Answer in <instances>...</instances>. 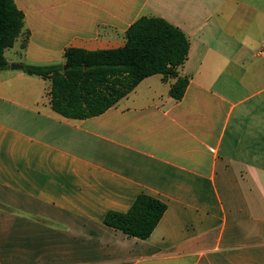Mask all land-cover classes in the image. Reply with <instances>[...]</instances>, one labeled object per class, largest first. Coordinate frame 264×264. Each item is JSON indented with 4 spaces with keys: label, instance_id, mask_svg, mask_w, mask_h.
<instances>
[{
    "label": "crops",
    "instance_id": "obj_1",
    "mask_svg": "<svg viewBox=\"0 0 264 264\" xmlns=\"http://www.w3.org/2000/svg\"><path fill=\"white\" fill-rule=\"evenodd\" d=\"M15 1L29 40L11 66L121 48L159 17L190 39V83L176 101L155 75L72 120L50 81L0 71V264H264V0ZM142 193L167 205L150 238L105 224Z\"/></svg>",
    "mask_w": 264,
    "mask_h": 264
},
{
    "label": "trees",
    "instance_id": "obj_2",
    "mask_svg": "<svg viewBox=\"0 0 264 264\" xmlns=\"http://www.w3.org/2000/svg\"><path fill=\"white\" fill-rule=\"evenodd\" d=\"M24 13L15 0H0V71L8 70L5 52L25 31ZM123 47L87 51L69 48L64 65L24 66L29 76L51 82L50 106L64 118L86 120L105 114L130 95L145 79L161 75L174 80L169 94L180 101L190 80L182 76L190 53V39L178 27L159 17L143 16L126 32ZM24 46V47H25ZM66 67V68H65ZM167 211L161 200L142 193L125 213L110 211L104 222L128 237L147 240Z\"/></svg>",
    "mask_w": 264,
    "mask_h": 264
},
{
    "label": "rangeland",
    "instance_id": "obj_3",
    "mask_svg": "<svg viewBox=\"0 0 264 264\" xmlns=\"http://www.w3.org/2000/svg\"><path fill=\"white\" fill-rule=\"evenodd\" d=\"M21 51L19 48H15L14 50H9L7 56L10 59L11 62H16L18 60H21ZM47 85H51V82H47ZM146 90V88H144Z\"/></svg>",
    "mask_w": 264,
    "mask_h": 264
},
{
    "label": "water",
    "instance_id": "obj_4",
    "mask_svg": "<svg viewBox=\"0 0 264 264\" xmlns=\"http://www.w3.org/2000/svg\"><path fill=\"white\" fill-rule=\"evenodd\" d=\"M11 68H12L13 70H18V69H23L24 67H22V66H17V65H12ZM65 68H66V67H65Z\"/></svg>",
    "mask_w": 264,
    "mask_h": 264
}]
</instances>
